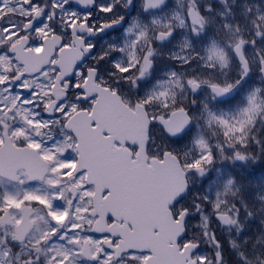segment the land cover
<instances>
[{"label":"snow or ice","instance_id":"6c2138e0","mask_svg":"<svg viewBox=\"0 0 264 264\" xmlns=\"http://www.w3.org/2000/svg\"><path fill=\"white\" fill-rule=\"evenodd\" d=\"M0 264H264V0H0Z\"/></svg>","mask_w":264,"mask_h":264}]
</instances>
